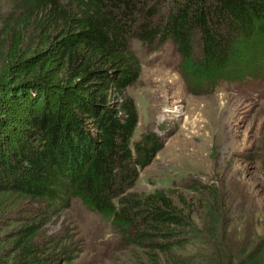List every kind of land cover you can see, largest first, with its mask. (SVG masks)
Here are the masks:
<instances>
[{
	"label": "trees",
	"instance_id": "trees-1",
	"mask_svg": "<svg viewBox=\"0 0 264 264\" xmlns=\"http://www.w3.org/2000/svg\"><path fill=\"white\" fill-rule=\"evenodd\" d=\"M8 5L0 7V211L13 198L47 205L77 199L142 251L139 264H264L263 239L242 252L225 244L218 201L200 204L207 227L165 190L127 192L163 146L150 132L132 147L139 113L127 89L142 74L132 40L148 47L170 40L183 80L196 91L240 84L264 68V0ZM42 227L34 221L11 232L3 248L11 259L0 264L65 261V249L56 238L43 239ZM201 231L214 255L197 263L198 253L187 250L207 245Z\"/></svg>",
	"mask_w": 264,
	"mask_h": 264
},
{
	"label": "rangeland",
	"instance_id": "rangeland-1",
	"mask_svg": "<svg viewBox=\"0 0 264 264\" xmlns=\"http://www.w3.org/2000/svg\"><path fill=\"white\" fill-rule=\"evenodd\" d=\"M0 7L8 9V0H0ZM132 49L142 65L140 80L127 89L139 113L132 147L150 132L163 146L127 192L165 190L183 210L194 211L195 222L207 227L208 211L200 204L218 201L223 209L222 239L230 249L242 252L245 245L252 248L264 241V68L240 84L221 82L212 89L203 84L198 91L192 86L194 91L179 72L180 56L170 40L148 47L135 39ZM34 221L43 225V239L56 238L58 248L65 249L61 264L142 260V251L128 246L110 220L79 200L47 205L22 198H13L0 211L1 260L11 259L3 254L11 232ZM199 234L207 245L197 252L190 247L187 254L198 253L197 263L210 261L213 245L203 231Z\"/></svg>",
	"mask_w": 264,
	"mask_h": 264
}]
</instances>
